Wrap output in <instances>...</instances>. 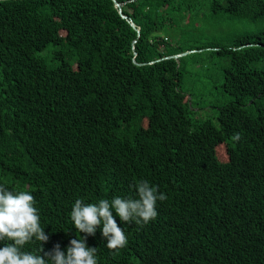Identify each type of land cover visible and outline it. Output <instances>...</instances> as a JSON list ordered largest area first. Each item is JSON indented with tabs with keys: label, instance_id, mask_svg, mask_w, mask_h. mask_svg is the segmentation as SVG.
I'll list each match as a JSON object with an SVG mask.
<instances>
[{
	"label": "trees",
	"instance_id": "trees-1",
	"mask_svg": "<svg viewBox=\"0 0 264 264\" xmlns=\"http://www.w3.org/2000/svg\"><path fill=\"white\" fill-rule=\"evenodd\" d=\"M117 1L136 27L113 0H0V183L35 197L44 252L85 235L76 200L137 198L146 180L167 195L157 217L112 209L128 242L109 250L97 228L98 264H264V30L196 33L208 15L262 21L264 0Z\"/></svg>",
	"mask_w": 264,
	"mask_h": 264
},
{
	"label": "clouds",
	"instance_id": "clouds-1",
	"mask_svg": "<svg viewBox=\"0 0 264 264\" xmlns=\"http://www.w3.org/2000/svg\"><path fill=\"white\" fill-rule=\"evenodd\" d=\"M239 138V134L233 137ZM135 190L137 198L116 196L110 201L100 199L98 203L76 200L70 218L77 232L85 235L71 239L66 252L59 244L44 252L43 244L49 236L41 227L35 197L28 190H16L0 183V242H4L0 247V264H98L97 248L86 243L87 236H94L97 228L102 226V236L109 250H119L128 242L112 209L120 221L143 226L157 217V201L167 199L166 194L159 193L158 188L146 180L137 182ZM33 239L41 242L43 255L24 250Z\"/></svg>",
	"mask_w": 264,
	"mask_h": 264
},
{
	"label": "rangeland",
	"instance_id": "rangeland-1",
	"mask_svg": "<svg viewBox=\"0 0 264 264\" xmlns=\"http://www.w3.org/2000/svg\"><path fill=\"white\" fill-rule=\"evenodd\" d=\"M264 30V19L262 21L252 23L247 20L235 19L230 20L229 17H224L220 19H212L211 15L206 17L205 23H203L202 29H199L196 33L202 37V39H208L215 42L211 43H218V46H229L234 43L235 39L244 36L246 34H253L258 33ZM172 37V41L176 42L179 38V33L177 30H174L170 33ZM51 49L48 48L47 51ZM181 55V54H180ZM216 62L220 61L218 58L215 59ZM225 63V60L224 62ZM201 92H198L200 94ZM223 98H226L224 96ZM204 100V106H212L216 104V99L204 96L202 97ZM230 100V98L228 99ZM197 118L204 120V119H211L214 123L218 125L217 115L214 109L205 108L200 114L197 115ZM220 145L218 148V154L221 157L222 161H225L222 158H227L225 156L226 148Z\"/></svg>",
	"mask_w": 264,
	"mask_h": 264
},
{
	"label": "water",
	"instance_id": "water-1",
	"mask_svg": "<svg viewBox=\"0 0 264 264\" xmlns=\"http://www.w3.org/2000/svg\"><path fill=\"white\" fill-rule=\"evenodd\" d=\"M113 2L115 3L116 7L119 9V12H120V14L122 15V17H123L124 19H126V20H129V22L131 23V25H132L133 27H136L135 24H134V23H133V22H132L127 16H124V15H123V12H122V5H121L117 0H113ZM190 53H192V52H186V53H183V54H181V55L173 56L172 58H174V59H179V58L184 57V56H186V55H188V54H190ZM135 55H136V53H135ZM135 64H138V63L135 62Z\"/></svg>",
	"mask_w": 264,
	"mask_h": 264
}]
</instances>
